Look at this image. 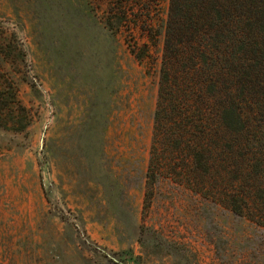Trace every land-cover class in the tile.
Returning a JSON list of instances; mask_svg holds the SVG:
<instances>
[{
	"label": "rangeland",
	"instance_id": "obj_1",
	"mask_svg": "<svg viewBox=\"0 0 264 264\" xmlns=\"http://www.w3.org/2000/svg\"><path fill=\"white\" fill-rule=\"evenodd\" d=\"M88 1L0 0V264H264V229L180 181L173 138L147 178L162 40L139 60Z\"/></svg>",
	"mask_w": 264,
	"mask_h": 264
},
{
	"label": "trees",
	"instance_id": "obj_2",
	"mask_svg": "<svg viewBox=\"0 0 264 264\" xmlns=\"http://www.w3.org/2000/svg\"><path fill=\"white\" fill-rule=\"evenodd\" d=\"M97 1L114 36L144 40L139 60L162 40L147 178L167 168L173 138L177 178L264 229V0H168L164 17L161 0Z\"/></svg>",
	"mask_w": 264,
	"mask_h": 264
}]
</instances>
